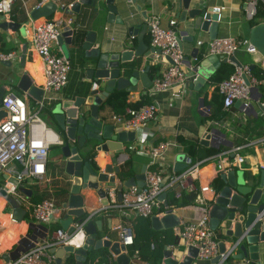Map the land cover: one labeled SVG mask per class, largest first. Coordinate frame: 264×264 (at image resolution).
<instances>
[{
    "label": "built area",
    "instance_id": "built-area-1",
    "mask_svg": "<svg viewBox=\"0 0 264 264\" xmlns=\"http://www.w3.org/2000/svg\"><path fill=\"white\" fill-rule=\"evenodd\" d=\"M15 2L16 0H0V21L11 20V11ZM256 3L257 0H246L244 16L247 20L255 16ZM71 5L62 7L63 10L59 15L54 14L31 21L26 29L29 46L43 62L44 84L42 88L44 94L42 99L40 101L26 100L13 93H6L0 105V109L7 112V115L0 120V189H4L7 196L15 198L22 206L25 205L26 199L18 191L17 186H25L26 179L36 182L47 181L45 175L48 150L51 145L62 144V140L46 126L40 114L44 108L46 109L44 101L52 98L68 83L72 65L70 59L64 55L58 43V37L64 31L74 29L72 16L69 13L65 14V11H71ZM146 24L150 47L154 49L150 53L152 63L158 67V70L150 86L142 90L141 97L148 98L161 92H166L171 97L183 96L188 92L187 83L196 81L198 74L192 68L190 72L184 69V52L178 41L177 20L172 17L168 20V27H163L159 16L151 15L146 19ZM132 42L129 40L125 45L128 46ZM196 44L198 47L204 46L208 55H216L221 61L231 64L234 68L230 75L215 84L222 95L223 110H230L236 101H241L242 109L247 111L250 109L249 99L253 94V89L257 88L254 93L264 116V59L260 64L262 77L259 79L255 77L249 64L237 65L231 60L241 50L249 54L257 53L248 44L247 39L224 35L214 39L197 40ZM17 58V52L14 50L0 51V63L14 62ZM245 78L249 84L246 83ZM200 109L208 114L204 106ZM157 112L156 101L144 103L136 108L127 107L125 115L119 118L124 128L122 130L133 131L136 135L146 124L155 120ZM259 141L264 149V134L257 142ZM170 145L169 141H160L154 145L147 144V142L141 144L150 158L144 172V185L140 188L130 186L123 189L109 187L106 192L108 203L104 205L100 203L94 211L88 212L80 220H74L69 225L71 230L61 226L51 230V225L59 223L61 213H63L60 201L48 197L29 204L26 211L30 212L32 221L38 226L37 234H31V238L28 237L27 233L30 232L25 231L26 225L23 226L24 233L22 231L21 233L22 237H26V242L22 243V247L25 251L14 260L4 261L3 264H56V256L50 249L64 246L78 248L84 245L88 237L85 229L87 223L95 214L109 208L116 210L121 217V221L118 220L117 225L112 226V229L117 232L116 241L124 247L130 263L147 264L136 259L137 251L133 255L128 253L129 246L133 245L134 241V218L163 215L168 208L173 209L175 205L170 202L168 207L164 206V199H160V195L166 193L167 196L170 195V198L172 195L174 199H180L184 191L195 192L193 202L188 205L195 212V216L174 227L180 242L178 247L182 249L183 255L187 254L189 247H194L197 249L196 258L210 260L216 257L219 254L217 236L210 227L211 202L208 198V195L214 193V179L219 178L221 173L237 167H245L246 158L251 156L256 158L258 155L256 151L255 154L244 152V145L231 146V149L195 164L190 162L188 168L178 173L173 171L170 176L165 177L158 165ZM252 166L264 169V159H260L254 165L248 164V167ZM10 177L15 178L17 184L9 181ZM118 193L121 194L120 200L116 199ZM0 201L7 202L6 197L0 194ZM161 205L163 208L160 210ZM2 208L0 207V215ZM7 215L11 222L17 223L11 213ZM28 225L29 223L27 227ZM235 246L236 244L232 247ZM232 247H228L224 253L220 254L219 259L213 264H223L232 254ZM4 253H7L6 250L0 251L1 258ZM102 264H117L116 256L110 252ZM238 264H249V260L245 259Z\"/></svg>",
    "mask_w": 264,
    "mask_h": 264
},
{
    "label": "water",
    "instance_id": "water-1",
    "mask_svg": "<svg viewBox=\"0 0 264 264\" xmlns=\"http://www.w3.org/2000/svg\"><path fill=\"white\" fill-rule=\"evenodd\" d=\"M169 2L171 7L176 9L175 17L178 22L186 23L185 30L180 31V35L183 37L178 38L180 46L182 39L193 41L194 36L191 34L189 36L190 32H207L209 39L217 37L223 14L220 6H216L215 0H170ZM81 6L92 7L96 14L105 12L106 22L121 25L128 23L120 14L127 8L125 0H76L72 3L70 10L74 14H78ZM56 8V2L49 0L31 9L27 20L22 23L12 20L1 21L0 29L19 31L21 36L26 38L28 24L39 18L52 16ZM186 18H189V21ZM147 28L146 24L145 29ZM128 32L134 35L139 33L138 42L135 49L126 47L121 53H110L103 48L102 43L94 47L96 33L91 30L83 33L78 29H70L58 37V43L67 58H70V53L66 45H72L74 51L79 54L81 69L89 82H81L73 96L69 95L57 100L49 108L57 126L55 133L62 140V144L59 146L60 161L64 173L71 176L70 193L68 198L61 203L63 214L59 224L64 229L71 230L70 223L74 220H80L86 212L84 208L85 198L80 193L81 189L87 187L96 189L98 195L103 197V203L107 204L106 192L109 187L128 188L137 186L140 188L144 185L145 165L141 167L139 172L125 175L121 169V164L117 161L118 156L124 151L123 145L135 140V133L126 130L114 133V125L104 123V117L98 114L102 102L114 89L129 93L147 88L151 84L152 79L148 76L149 66H145L141 72L138 69V64L131 63V61L134 57L148 56L154 49L148 48L144 43L143 30L139 32L138 26H128ZM247 41L264 59V22L250 28ZM28 45L26 42L22 47L20 56V65L22 66ZM198 50V47L192 50L196 59L194 70L198 76L196 81L191 82L190 86L195 89L205 83V80L224 63L216 55L205 56ZM231 60L237 65H241L236 56H233ZM209 62H211V66H208ZM2 63L11 66L12 62L4 61ZM139 80L140 83H138ZM245 81L249 84L246 78ZM16 88L35 101H40L44 94L43 88L32 84L26 71H23L19 76ZM3 95V87H0V105ZM200 101L203 103L202 98ZM234 106L242 107V102L236 101ZM6 115L7 112L0 109V119ZM202 129L205 130V127ZM217 134H221V131L212 126L209 132L205 131L203 135H200L199 144L214 148H219L220 145L232 146L231 141L218 139ZM110 145L115 147L113 148L114 155L111 156L110 161L105 164L102 170L96 169L87 159V155H89L86 154L87 151L93 149L94 152L104 153L110 149ZM263 151L262 147V154L259 153L264 159ZM190 162L191 159L186 153H179L176 156L173 171L175 173L183 171L188 168ZM248 164L249 160H245V167H237L226 173H221L222 186L214 189V193L210 197V227L215 231L216 236L218 235L217 238L219 237L217 240L219 254L211 259L212 263H215L220 254L224 253L228 247L236 244L234 248L232 247V254L229 258L235 262L246 259L249 260V264H264V169H258L257 166L248 167ZM120 176H126L125 180L120 179ZM116 178L123 181L115 184ZM9 181L17 184V180L13 177H10ZM17 188L20 193L27 197L31 196V188L22 185H18ZM0 194L6 197L13 219L21 220L25 214L23 206L15 198L7 196L4 189H0ZM117 198L118 200L121 199L120 193H118ZM159 198L164 199V206H169L171 201L166 193L161 194ZM150 222L153 229L161 230L178 226L180 219L173 213L172 208H168L161 217L151 216ZM116 225L117 219L115 218L112 220V226ZM102 226L101 220L89 221L85 227L88 237L81 247H52L50 251L56 256V264H65L69 255L74 261L72 264H83L87 260L89 251L102 247L107 248L116 256L117 264H133L130 263L129 256L118 241L97 238L99 236L97 232L102 230ZM31 227L33 225L30 222L28 228L31 230ZM41 227L47 229L45 226ZM27 236L31 238V232L27 233ZM25 239L26 237H21L12 251L2 254L5 262L14 260L21 252L25 251V248L22 247ZM235 251H237L236 254ZM66 253L69 255L63 259ZM196 256L197 249L194 247H189L187 254L182 257L177 250L165 249L161 264H192Z\"/></svg>",
    "mask_w": 264,
    "mask_h": 264
},
{
    "label": "crops",
    "instance_id": "crops-1",
    "mask_svg": "<svg viewBox=\"0 0 264 264\" xmlns=\"http://www.w3.org/2000/svg\"><path fill=\"white\" fill-rule=\"evenodd\" d=\"M47 1L49 0H16L12 8L11 18L12 15L13 18L11 20L15 22H19L20 20H24V19L27 20L28 14L31 9H33L38 5H42ZM52 1L56 2L57 4V8L54 14L59 15L63 10L62 7H65L68 4H72L76 0H52ZM169 1L170 0H136V1L125 0L127 8L124 12L120 14L124 20L125 19L127 20L128 23L123 25L118 23L106 22L105 20L106 13L102 12L100 14H96L94 12V9L90 6H81L80 12L78 14H74L71 11L69 12L65 11V14L69 13L72 16L74 20V29H78L81 32L83 31V33L88 30L94 31L96 33V44L94 45V47L102 43L103 48L109 51L110 53H115V52L121 53L123 50H125L127 46L125 44L129 40L133 41L131 44L127 46V48L130 49H135L138 42L137 36L139 33L135 35L129 33L128 26L130 25L138 26L139 32L143 30V41L148 46V48H150V43H148L145 38L148 33V28L145 29L146 19L151 15H158L160 18V24L163 27H168V20L170 18L173 17L177 20V18L175 17L176 9L171 7ZM215 4L216 6H220L223 14V19L221 18L217 36L233 35L243 39H248L249 30L251 26H249V20H247L244 16L246 0H215ZM186 20L189 21V18H186ZM185 24L186 23H180L177 20V31L179 38L183 37L180 35V31L185 30ZM28 27L29 26H27L26 29H28ZM0 31L5 32L7 40L11 41V43L15 46L14 51H16L18 55V58L11 63V66H7L2 62L0 63V87H3L4 94L6 93L14 94L13 91H19L16 88V84L19 76L23 71H26L28 73L29 77L31 78L32 84L42 88L44 84L43 62L40 56L36 54L35 51H33L29 45L27 46L24 65L23 66L20 65V56L22 52V47L24 43L28 42V37L24 38L23 36H21L19 31H15V32L11 30L5 31L2 29H0ZM190 34L194 36L193 41H188L187 39L181 40V44H182L181 48L183 49L184 52V69L187 72H190V68L192 69L195 68L196 59L192 54V50L195 47H198L196 44L197 40L209 39L207 32L196 31L192 33L190 32L189 36ZM66 47L70 53L69 59L72 65V68L68 76V83L60 92L54 94L52 98L46 99L44 101L46 109L44 108V110L40 114L46 126L54 133L57 132V126L52 114L49 112V108L52 106V104L55 101L59 99H63L69 95L73 96L77 92L76 89L81 84V82L89 83L88 80H86L85 78L83 70L81 69L79 54L74 51L72 45H66ZM198 48H199L198 51H200V53L204 54L205 56L208 55L204 46ZM248 56L254 63H256V65L260 67V64L263 59L260 54L253 53V54H249ZM237 59L239 60V58ZM131 63H137L138 69L141 72L143 71L145 66L147 65L149 66V64L150 65L153 64L150 53L148 56L143 55L141 57H134ZM208 66H211V62H209ZM192 69L191 72H193ZM215 71L210 75V77L215 73ZM148 76L151 79L153 78L149 75V72H148ZM210 77H208V79L205 80V83H203L198 89L191 87L190 86L191 82L189 81L187 83L188 92L185 93L183 96L171 97L166 92H161L151 97L143 98L141 97V92L145 88H143L142 90H137L135 92H129V93L127 92L128 99L130 101L138 102L142 99L144 100L147 99L149 100V102L156 101V105L158 108V112L155 120L150 121L148 124L144 126V128H142L138 133H136V138L133 142L125 143L123 145L124 146L123 153L118 156L117 161L119 162V164H122L127 159L131 160L132 173L130 175L139 172V170L143 165L147 166L149 164L150 161L149 155L147 154L146 150L141 146V144L147 142V144L154 145L160 141H169L171 142V145L166 150V153L162 156L158 168L161 169L163 176L165 177L170 176L173 173V166L176 160V156L179 153H185L183 146L177 141V137L182 136L186 140L199 144L200 135L201 134L203 135L205 131L209 132L212 126H215L221 131V134H217L216 136L218 139H222V140L227 139L232 142V146L244 145V152L250 154H255L256 151V154L258 155L256 158H253V156H251L250 158H246V160H249V163L251 165L256 164L260 159L261 160L263 159L261 155L262 144L260 143V141L259 142L257 141L261 140L264 134L263 125H262V122L264 121V116H263L262 108L259 106V104L256 101V94L254 92L257 90V88L253 89V94H251L249 99L250 109H248L247 111H244L242 107L233 106L230 110H222L223 111L222 116L220 117L219 120L217 121L207 120L208 116L206 115L208 114H205V112H203V110H201L200 107L204 106V108L207 109L209 106L210 109L209 100L211 98V93L214 88L213 84L212 85L209 84ZM138 83H140V80L138 81ZM113 91L116 90L114 89ZM21 95L22 98H25L26 100H32L24 93ZM109 95L102 102L98 110L99 111L98 114L99 116L104 117V121H103L104 123L114 125V133H116L124 128L122 126L121 121L119 120L120 117H118L115 114L114 110L106 102ZM201 98L203 99V103L200 101ZM202 127H205V130H203ZM59 146L60 145H56V144L51 145L48 150L47 170L45 175L47 181H43L42 183H46L49 187V192L51 193V195L49 194L50 195L49 198H53L58 202L60 201V203H62L64 200L68 198V195L70 193L71 176H67L66 179L65 177H63L64 175L63 176L60 175L58 168H56L52 163V161L54 162L56 160L55 156L59 154ZM110 146H111L110 149L104 151L103 153L105 156H107L105 160L102 158L101 154H99V157H97L98 155L95 156V160L100 161L101 164H107L111 156H113L115 153V151L113 150V148L115 147L113 145ZM219 147L223 149L218 153H222L231 149V146L220 145ZM50 149H53V152L51 153V157L49 158ZM92 151L93 149L91 150L89 149V151H87L86 154H90ZM216 154L212 156H215ZM125 178L123 180H125ZM26 180L29 181L25 182V186L31 188L30 186L31 184H33V182H31L30 179H26ZM62 180H68L70 182L69 191L65 195L57 198L52 192L53 191L52 182L55 184H59L61 183ZM123 180H119L118 178H116L115 184H118ZM34 182L36 183V181ZM222 183L223 182L220 176L219 178L214 179L213 182L214 189L216 190V188L221 187ZM123 188L125 187H122L120 189ZM80 193L85 198V204H84V208L86 211L85 214H87L90 211H94L96 208H98L100 203L104 205L103 203L104 199L103 197H100L98 195L96 189L87 187L81 189ZM21 195H24L23 198L26 199V203L25 205H23L25 214L21 220L15 223L16 226L14 227L15 228L14 231L17 232L18 234L16 245L18 244L20 238L23 236L22 235V233H24V229L22 228L23 226L26 225L25 231L31 232V234H37V230H38V226H36L35 222L32 221L30 212L26 211V208L29 207V204H32L30 198L33 195V191L31 192L30 197H27L25 194L22 193ZM168 198H170V195L168 196ZM116 199H118L117 196ZM172 210L173 213H175L176 216H178L180 222L186 221L195 216V212L192 210L190 206H175L173 207ZM8 211H9L8 213H11V209H9ZM115 218L117 219V223L118 220L121 221V217L119 216V213L116 210L110 208L104 212H100L94 215L91 221L94 222L96 220H101L103 225L102 230L97 232V234L99 235L97 236V238L106 237L111 240L117 239V232L112 229V220ZM30 222L31 225H33V227H31V230L30 228L27 227V223ZM52 225H51V230L56 228V227L53 228ZM0 226H1L0 230L2 231L3 225L0 224ZM172 229L175 233L174 227ZM217 240H219V237L217 238ZM179 243L177 245L176 244L166 245L164 249L174 250V248L177 247V249L175 250H177L178 253H180V257H182L183 253H182V249L178 247ZM6 252L8 253L10 251L6 250ZM236 253L237 251H235V254ZM65 255L67 256L69 255V253H66ZM163 259H164V253H163ZM240 261L235 262V260H233L232 258H227L223 264H235V263L237 264ZM97 262L98 260H96L95 262L88 261V264H95ZM162 262L163 260L161 261V263ZM192 264H213V263L211 262V259L208 260V259L195 258Z\"/></svg>",
    "mask_w": 264,
    "mask_h": 264
},
{
    "label": "trees",
    "instance_id": "trees-1",
    "mask_svg": "<svg viewBox=\"0 0 264 264\" xmlns=\"http://www.w3.org/2000/svg\"><path fill=\"white\" fill-rule=\"evenodd\" d=\"M169 3V2H168ZM14 6V5H13ZM13 8V7H12ZM12 12V11H11ZM11 18V16H10ZM13 18V15H12ZM11 18V19H12ZM25 20V19H24ZM24 20H20L19 22H23ZM260 22H264V2L263 0H257L256 3V13L255 16L249 20V26H254ZM76 26V25H75ZM146 41L150 43V37L147 33ZM11 50H15V46L11 43V41L7 40L6 34L3 31H0V51L8 52ZM237 58L243 64H249L252 66V72L256 78L262 77L261 69L256 63H254L250 57L248 56L249 53L241 50L236 53ZM158 67L155 64H149V75L153 77L157 73ZM234 68L231 64L222 63L220 67L215 71V73L210 77L209 84H213L214 88L211 93V98L209 100L210 109L208 111L207 120H219L222 116V95L218 92L215 84L221 81L222 79L226 78L233 72ZM21 93V92H20ZM22 94V93H21ZM107 104L111 106L114 110L115 114L118 117H123L125 115V109L127 107H138L144 103H148L149 100H140L138 102H132L128 99V93L126 91H112L109 97L106 100ZM105 102V103H106ZM264 121L262 122V125ZM259 135V134H258ZM177 141L183 146L184 152L190 157L191 164H195L198 161H201L207 157H210L220 151L223 148H214L211 146L205 147L199 145L197 143L191 142L189 140L184 139L182 136L177 137ZM99 154L102 155V158L105 160L107 156L103 154V152H91L87 155V159L92 163V165L98 169L102 170L105 164H101L100 161L95 160V156L99 157ZM56 160L52 163L53 165L58 168L60 175H64L67 179V175L64 173L63 165L60 159V155L57 154ZM110 161V159H109ZM131 160L127 159L121 164V169L124 171L125 175L132 173L131 168ZM126 176H120V179H124ZM53 193L55 197L59 198L65 195L69 191L70 182L68 180H62L61 183L55 184L52 182ZM31 189L33 191V195L30 198L31 203H36L46 197H50L51 193L49 192V187L46 183L36 182L31 184ZM50 194V195H49ZM195 197V192H186L182 193V197L180 199H174L171 195V204L175 206H188L190 205ZM209 195L208 198H210ZM8 206L7 202L0 201V207L2 208V214L0 215V224L3 225V230L0 233V251L13 250L16 245V240L18 239L17 232L14 231V227L16 226L15 222H11L8 218L7 213L9 212L6 210ZM163 206H160V210ZM52 227H60L59 223H55ZM133 231H134V241L133 245L129 246L128 253L130 255L135 254L137 260L146 262L147 264H161L163 260V253L164 247L166 245H174L179 243V238L175 235L172 228H164L161 230H155L151 226L150 217H143V216H136L133 222ZM110 255V252L107 248L102 247L98 249H93L88 252L87 260L85 264L89 262H95V264H102V262L106 261V257ZM72 256H67L65 264H72ZM0 264H3V260L0 255Z\"/></svg>",
    "mask_w": 264,
    "mask_h": 264
},
{
    "label": "rangeland",
    "instance_id": "rangeland-1",
    "mask_svg": "<svg viewBox=\"0 0 264 264\" xmlns=\"http://www.w3.org/2000/svg\"><path fill=\"white\" fill-rule=\"evenodd\" d=\"M13 92H14L15 95H18V96L22 97V95H21V93L19 91H13ZM52 152H53V149H50L49 158L51 157V153ZM27 181H29V180H26L25 182H27ZM31 182L35 183L34 180H32V179H31ZM9 209H10V207L7 206L6 210H9Z\"/></svg>",
    "mask_w": 264,
    "mask_h": 264
},
{
    "label": "bare ground",
    "instance_id": "bare-ground-1",
    "mask_svg": "<svg viewBox=\"0 0 264 264\" xmlns=\"http://www.w3.org/2000/svg\"><path fill=\"white\" fill-rule=\"evenodd\" d=\"M2 231L0 230V233H1Z\"/></svg>",
    "mask_w": 264,
    "mask_h": 264
},
{
    "label": "clouds",
    "instance_id": "clouds-1",
    "mask_svg": "<svg viewBox=\"0 0 264 264\" xmlns=\"http://www.w3.org/2000/svg\"><path fill=\"white\" fill-rule=\"evenodd\" d=\"M56 134V133H55ZM57 135V134H56ZM58 136V135H57ZM59 137V136H58Z\"/></svg>",
    "mask_w": 264,
    "mask_h": 264
}]
</instances>
